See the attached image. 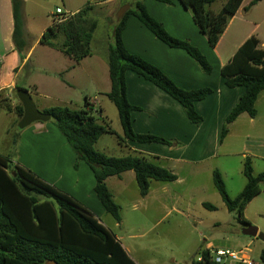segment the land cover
<instances>
[{
  "label": "trees",
  "instance_id": "16d2710c",
  "mask_svg": "<svg viewBox=\"0 0 264 264\" xmlns=\"http://www.w3.org/2000/svg\"><path fill=\"white\" fill-rule=\"evenodd\" d=\"M102 2L105 0H96ZM168 6H174L172 0H157ZM183 7L190 9L193 20L200 32L215 48L225 32L230 19L239 12L244 0H178ZM263 0H252L245 8L250 10ZM15 21L13 40L17 49L23 53L25 25L22 18L23 0H12ZM216 2H223L219 13L208 8ZM132 9L114 26L113 43L109 47V73L111 90L107 94L115 104L123 128V137H118L119 144L127 141L139 144H163L172 147L173 142L163 137L135 132L131 114L140 107L132 105L127 96V73L133 72L141 78L153 83L165 94L180 103L193 124H200L203 117L196 111V103L213 94L210 87L193 91L179 88L165 73L141 56L130 53L123 41L128 18L135 16L157 39L172 49H182L195 61L203 73L213 72L210 60L201 50L188 40L174 38L164 24L154 19L142 0H136ZM89 5L68 20L49 28L40 38V43L60 50L75 61L91 55V41L98 23L89 19ZM59 34L64 39L61 43L55 40ZM228 88H244L245 93L236 108L227 116L221 141L229 134L231 124L242 114L254 118L257 114L256 102L264 91V46L255 36L240 47L233 59L221 69ZM16 84L12 94L18 100ZM0 112L15 113L22 119L24 110L21 102L12 105V98L1 100ZM89 99L86 108L74 111L68 106H57L44 110L52 117L59 132L67 139L76 153L78 161H84L94 173V192L99 203L114 222H122L121 209L116 203L113 193L106 184L110 177H122L126 172L135 173L136 185L141 197H146L152 183L170 184L178 180V176L146 157L128 155L115 158L107 156L95 149L104 134H115V130L106 124L99 123L93 114ZM18 134L13 136L17 144ZM77 167V164H76ZM243 174L247 180L242 192L232 199L229 195L223 175L218 169L213 171V185L222 197L226 208L239 216L241 226L250 223L244 218L245 207L260 193L264 185V173H254L250 157L244 159ZM209 211L216 208L204 205ZM103 223L76 199L66 192L43 181L38 175L16 163L11 156L0 155V264H136L125 251L120 241ZM203 262L192 264H215L211 261V251L202 248L200 252ZM264 264V250L260 255Z\"/></svg>",
  "mask_w": 264,
  "mask_h": 264
},
{
  "label": "crops",
  "instance_id": "0c3cea01",
  "mask_svg": "<svg viewBox=\"0 0 264 264\" xmlns=\"http://www.w3.org/2000/svg\"><path fill=\"white\" fill-rule=\"evenodd\" d=\"M23 1L21 13L25 25V33L21 40L24 43V51L22 53L17 49L13 40V33L15 32L13 2L12 0H0V94L5 93L10 95L15 89L16 84L22 85L19 82V76L34 56L33 52L42 45L52 55H49V57H39L37 63H51L55 71L52 77L49 80L47 79L46 85L55 86L60 92L65 93L68 90L71 91L72 88L69 87L71 85L64 80L63 76L69 75L74 81L75 78L80 77L78 75H81L84 79L90 81V84L97 85V83L100 84L103 81V95L105 98H108L107 94L111 90L112 83L108 66L109 47L111 44L106 40L104 41V39L95 38L98 28L91 41V55L77 62L71 59L70 56L65 54L64 56L60 50L40 43L42 34L54 25L47 26L48 28L42 31L41 36L36 39L35 43L30 45L29 35H31V30L30 28L27 29L29 20L31 19L29 9L34 8V6L38 8L39 5L36 0ZM95 1H86L82 7L74 11L70 8L67 11H70L71 16H74L85 7L96 3ZM117 1L120 2L121 0H105L103 3L95 4V7L100 6V4ZM172 1L175 7L178 6L187 10L178 0ZM251 1L244 0L239 12L230 19L225 32L215 48L210 46L207 37L200 32L193 17L190 19L188 14L174 12L170 8L167 9L161 5L167 4L157 0L151 1V3L148 1L144 3L149 13L151 8L155 11H166L163 17L158 18L154 13H151V16L163 23L166 30L174 38L188 40L189 43L207 56L213 68V72L209 75L202 72L186 51L169 48L165 43L157 39L135 16L131 15L128 18L123 41L130 53L139 55L145 61L158 67L179 88L193 91L210 87L213 90V94L209 95L205 100L196 103V111L203 117V121L200 124H193L188 120L184 108L180 103L165 94L164 91L153 85V83L141 78V76L133 72L127 73L128 99L132 105L140 107L139 110H135L131 114L133 129L140 135L152 134L163 137L165 140L172 141L173 146L139 144L130 141H127L124 146H120L121 148H127L138 156L148 158L178 176V180L170 184L152 183L151 190L153 189V191L150 190V193L146 197H142L143 206L145 207V204H147L143 211H150L151 208H158L160 210L163 207L165 211L163 218H166L170 214L184 216L185 213L191 211L190 203L187 204L184 200V194L187 193V190L179 187L185 178L182 179L177 174L178 165L183 164L190 167L202 166L206 162L216 158L219 153L221 154L224 148H226L223 152L224 155L241 156L243 161L245 158L250 157L253 169L255 159L264 161V148L261 145L264 142V139L261 138L264 135V133H261L264 130V91L256 102V116L251 118L247 114H242L231 124L229 134L221 141L225 120L230 112L236 108L245 93L244 88H228L225 79L221 75V69L233 59L240 47L251 37H257L261 46H264V0L246 11L245 8ZM221 3L223 5V2ZM31 79L25 81L22 87L32 97H37L40 104L37 107L38 109L46 111L57 106H67V104L61 102L62 100H59L61 104L56 106L46 104L44 99L48 101L50 98L40 91L41 87L38 82ZM26 86L32 91H29ZM74 86H77V84H74ZM96 101L98 99L94 102L92 98L89 99L90 106L88 108H92L93 114L95 116L99 115L103 121L105 118L104 108L100 107L96 110ZM12 102L14 106L19 103L13 100ZM35 103L37 104L36 101ZM5 114L14 115L15 113L0 112V116H4ZM16 134H18L17 144L15 145L18 161H14L19 163L20 166L31 170L43 179L44 182L66 192V194L89 209L96 219L103 223L102 219L107 218L108 214L95 195L94 173L84 161H78L76 153L57 128L50 123L37 122L24 129L21 133H14L13 136ZM215 169L221 172L226 184L227 174L225 176L224 171H222L217 162L213 171ZM208 171L210 175L213 174L212 170L209 169ZM238 174L245 178L243 166L238 171ZM135 179V173L129 171L124 173L120 178L114 176L108 178L106 184L113 193L112 187L124 188V180H129V183L132 185L136 183ZM175 187H179L181 191H176ZM126 189L125 186V191ZM138 195L141 198L139 192ZM260 195L255 197L247 206ZM114 198L116 200L115 196ZM151 200H154L152 207L149 205ZM137 203L139 202L134 201L132 203L133 209L140 207ZM206 204L210 205L209 202H201V206L204 208H206L204 206ZM167 206H169V209H165ZM247 206L243 211V215L249 222L246 217ZM122 225L123 219L120 224L115 223L114 229H119ZM244 227L241 226V230ZM108 229L112 231L110 228ZM112 233L121 242L126 249L125 251L130 256V249L123 243L125 240H128L127 237L123 234L117 235L113 231ZM252 238V241L237 239V250L230 248L223 249L213 243L206 248L211 251L231 250L233 253L242 251L245 253L244 255L250 258L251 263L255 264L251 254L255 241L259 239ZM130 239L136 238L132 237ZM142 262L145 264V261ZM185 264H192V262ZM233 264L243 263L238 262Z\"/></svg>",
  "mask_w": 264,
  "mask_h": 264
},
{
  "label": "rangeland",
  "instance_id": "374dc122",
  "mask_svg": "<svg viewBox=\"0 0 264 264\" xmlns=\"http://www.w3.org/2000/svg\"><path fill=\"white\" fill-rule=\"evenodd\" d=\"M35 1V0H34ZM38 2V8H30V20L27 29L30 28L31 35H29L30 45H33L38 37L41 36L42 31L47 29V26L55 25V11L57 8L63 9V12L70 14V8L74 11L79 7H82L86 1L91 0H36ZM136 0H121L120 2L104 3L95 7V4L103 3L95 1L92 5L93 10L89 12V19L98 23V31L95 35L96 39H104L108 43H113L114 26L120 21L117 18V13L126 4H131V9ZM143 3L147 1L151 3L154 0H142ZM156 3V2H154ZM167 9H172L174 12H180L188 14L192 19L193 12L190 9H183L178 6H168L161 4ZM222 3L216 2L212 4L208 9L219 13ZM151 13L156 14L158 18L163 17L166 11H155L152 8L149 10ZM50 28V27H49ZM64 37L59 34L55 40L56 43H61ZM45 46L40 45L35 52L34 56L21 72L19 79L22 85L25 81L31 80L38 82L41 87V92L47 95L50 100H45V103L51 106H56L61 102L67 104L68 108L74 111H79L86 108V99H91L94 102L96 99L95 109L100 107L104 108L105 118L102 121L99 115H96L99 119V123L102 125H110L115 134H104L99 139L95 149L107 156H115L120 158L126 155H137L136 153L128 150L127 148H121L119 137L123 136L122 126L118 116V112L114 103L103 95V81L102 83L90 84V81L84 79L81 75H78L77 79L72 80L69 75H64V80L71 86V91L65 93L60 92L55 86H48L46 82L52 77L54 71L53 64H38L39 57H49L52 53L48 52ZM55 53V52H53ZM64 55V53H63ZM66 55V54H65ZM64 55V56H65ZM48 79V80H47ZM77 84V86H74ZM27 87V86H26ZM29 91H32L27 87ZM15 94L10 95L3 94L1 100L12 98L16 103L20 100L15 98ZM34 101L37 102V107L40 105L36 96H33ZM18 101V102H17ZM15 104V103H14ZM42 111L41 109H39ZM17 115L5 114L0 116V155L11 156L15 161H18L17 148L13 143V134L21 133L23 130L19 129L20 123ZM54 127L59 129L54 122H49ZM59 131V130H58ZM264 133V130L261 131ZM264 139V135L261 137ZM264 148V142H262ZM222 149L216 158L206 162L202 166L190 167L186 165L177 166V174L183 179L180 188L187 190L184 194V200L190 206L189 212L184 216H178L176 214L165 216L163 207L151 208L150 211H143L142 197L138 195V187L136 183L132 185L129 180H124V188L111 187L116 197V203L120 206L121 216L123 219V225L119 229H114L115 222L110 215L107 218L102 219L105 227L110 228L115 234H123L128 240L123 243L128 246L131 258L136 264H180L191 263L197 261L200 257L202 248L208 247L210 244L217 245L223 249L230 248L237 250L236 240L252 241V237L244 236L241 234V225L238 222L239 216L236 213L230 212L226 206L222 197L217 192L213 185V174H209V169L213 171L216 167V162L219 163V167L224 171L226 176V188L229 195L234 199L240 194L244 188V184L247 182L246 178L238 174L240 168L242 169L244 161L241 156H227L224 155L225 151ZM177 150V148H175ZM183 165V166H182ZM255 174L259 175L264 173V161L255 159L254 163ZM212 173V172H211ZM175 187V190L180 192L181 189ZM187 187V189H186ZM262 194L255 199L249 206H247L246 217L249 223L255 225L259 229V233L264 234V185L262 186ZM153 191V189L151 190ZM176 191H174L176 193ZM172 194V193H171ZM170 196V195H169ZM137 201L138 206L133 209L132 203ZM151 200L149 205L153 206ZM206 201L216 208L215 211H208V209L201 206V202ZM169 209L167 206L165 209ZM166 213H168L166 211ZM136 239H130V238ZM264 249V243L258 240L255 241L252 251V259L255 264H263L260 260V255ZM211 251V250H210Z\"/></svg>",
  "mask_w": 264,
  "mask_h": 264
},
{
  "label": "water",
  "instance_id": "95a60500",
  "mask_svg": "<svg viewBox=\"0 0 264 264\" xmlns=\"http://www.w3.org/2000/svg\"><path fill=\"white\" fill-rule=\"evenodd\" d=\"M131 9V4H126L117 13V18L120 20L123 18L126 12ZM16 94L18 99L21 102V106L24 110V115L19 123V129L24 130L30 127L32 124L37 122H42L44 124L49 123L52 120V117L49 114H46L43 111H40L37 108V104L35 103L32 95L25 89L18 88L16 89ZM241 234L244 236L255 237L264 243V234L259 233V229L255 227V225L245 226L241 230ZM48 264H55L54 262H50Z\"/></svg>",
  "mask_w": 264,
  "mask_h": 264
},
{
  "label": "built area",
  "instance_id": "2783aa9c",
  "mask_svg": "<svg viewBox=\"0 0 264 264\" xmlns=\"http://www.w3.org/2000/svg\"><path fill=\"white\" fill-rule=\"evenodd\" d=\"M63 9L57 8L55 11V25H58L66 20H68L71 14L64 13ZM244 252L233 253L231 250H217L211 251V256L213 257L211 261L215 262V264H233L242 262L243 264H252L250 258L244 255ZM198 262H203L202 257L197 259Z\"/></svg>",
  "mask_w": 264,
  "mask_h": 264
}]
</instances>
